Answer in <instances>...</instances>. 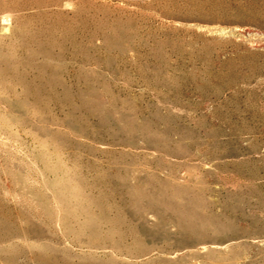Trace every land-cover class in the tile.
I'll return each instance as SVG.
<instances>
[{
    "label": "rangeland",
    "instance_id": "1",
    "mask_svg": "<svg viewBox=\"0 0 264 264\" xmlns=\"http://www.w3.org/2000/svg\"><path fill=\"white\" fill-rule=\"evenodd\" d=\"M0 264H264V0H0Z\"/></svg>",
    "mask_w": 264,
    "mask_h": 264
}]
</instances>
